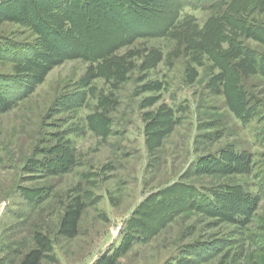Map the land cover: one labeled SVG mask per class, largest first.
<instances>
[{"label":"rangeland","instance_id":"1","mask_svg":"<svg viewBox=\"0 0 264 264\" xmlns=\"http://www.w3.org/2000/svg\"><path fill=\"white\" fill-rule=\"evenodd\" d=\"M39 233L40 264H264V0H0V264Z\"/></svg>","mask_w":264,"mask_h":264},{"label":"trees","instance_id":"2","mask_svg":"<svg viewBox=\"0 0 264 264\" xmlns=\"http://www.w3.org/2000/svg\"><path fill=\"white\" fill-rule=\"evenodd\" d=\"M84 206L80 202L72 204L67 214L62 221V229L64 234L70 238L76 236L78 233V224L83 214ZM36 248L33 249L25 256V260L22 264H40L43 259V255L46 252H51L54 249V244L51 240L40 233L35 237ZM98 264H113V261L109 257H102Z\"/></svg>","mask_w":264,"mask_h":264}]
</instances>
